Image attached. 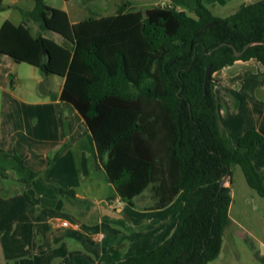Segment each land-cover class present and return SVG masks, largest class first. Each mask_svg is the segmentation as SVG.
<instances>
[{
    "label": "trees",
    "instance_id": "16d2710c",
    "mask_svg": "<svg viewBox=\"0 0 264 264\" xmlns=\"http://www.w3.org/2000/svg\"><path fill=\"white\" fill-rule=\"evenodd\" d=\"M33 2L32 9L21 10V23H1L0 54L37 67L45 77H63L54 99L71 105L85 122L120 201L133 206L149 189L150 208L180 207L169 238L111 264H208L217 258L231 203V184L220 188L222 177L238 165L264 197V171L252 163L264 127L247 130L233 145L219 126L215 80L211 76L204 91V73L208 65L214 72L250 58L264 65V43L241 56L229 45L206 52L223 42L238 50L264 42V0L242 4L224 18L199 0L194 17L170 5L131 10L125 1L114 14L76 22L44 0ZM30 22L62 41L34 35ZM8 169L24 184L37 174L24 157L0 150V170ZM63 192L76 198L72 190Z\"/></svg>",
    "mask_w": 264,
    "mask_h": 264
},
{
    "label": "rangeland",
    "instance_id": "374dc122",
    "mask_svg": "<svg viewBox=\"0 0 264 264\" xmlns=\"http://www.w3.org/2000/svg\"><path fill=\"white\" fill-rule=\"evenodd\" d=\"M44 1L49 6L65 10L72 22L89 16L114 14L125 1L130 3L132 9L170 5L194 17L197 2ZM199 1L214 15L224 18L234 13L242 4L258 0ZM1 4L4 9L0 11V24L4 20L15 24L22 22L21 10H30L34 6L33 0H2ZM29 25L34 35L40 33L56 42L62 41V37L55 32L41 30L33 22ZM7 77H12L14 82L19 83L13 92L2 94L0 99V150L10 154L15 152L24 157L25 165L37 174L28 184H24L18 180L15 170H0V264H88L90 262H87L86 256L64 251L61 246L50 247L55 240L52 229H56L59 234L71 229L62 226L54 228L53 219L60 218L71 222L70 224H77L80 230L86 228L88 233L102 234L105 238L100 240L107 242L110 238L113 239L111 229L115 230L117 226H122L118 229L124 232L126 241L129 238L128 232L135 229L134 226L131 227L132 221L143 220L144 216L136 217L128 212L131 209L128 204L113 201L116 192L96 159L93 140L81 116L71 105L52 101L60 93L63 77L55 74L45 77L37 67L26 62H13ZM38 77L50 83L49 92L45 95H40L37 91L40 83L37 81ZM76 185L79 186L75 187L79 188L77 190L74 188ZM66 190H72L76 198L63 192ZM230 192L233 196L230 209L232 221L223 232L218 257L208 264H264V197L261 198L247 184L238 165L231 168ZM249 195H253L254 200L248 199L247 206L245 198ZM145 201L148 202L142 196L135 203ZM68 204L74 205L77 213ZM117 205L124 206L125 211L116 212L114 209ZM178 212L174 211L176 223ZM146 215L152 225L149 229L152 242L161 241V244L171 236L176 223L173 225L170 217H166L168 221L164 222L165 219L156 216L158 214ZM130 217L131 220L128 219ZM118 237L117 235L113 242L118 243ZM122 253V250H119L118 255L110 251L118 259Z\"/></svg>",
    "mask_w": 264,
    "mask_h": 264
},
{
    "label": "crops",
    "instance_id": "0c3cea01",
    "mask_svg": "<svg viewBox=\"0 0 264 264\" xmlns=\"http://www.w3.org/2000/svg\"><path fill=\"white\" fill-rule=\"evenodd\" d=\"M129 9L136 10V9H132L131 6H129ZM13 62L15 61L10 56L6 54H0V99L2 94L7 95L10 92H13L15 87L19 83V82H14L12 77L10 78L7 77V73L9 69L13 66ZM212 77L215 80L214 93L216 99V110H217L219 126L229 137L233 145L236 144L238 137L241 136L247 130L259 129L261 127H264V65L263 64H261L259 61H257L254 58H250L247 60H236L232 65L214 71L212 73ZM43 79L44 78L42 77H38L37 81H41ZM47 87H49V85ZM48 92L49 90L47 91V93ZM52 101L67 104L63 101H60L58 97ZM95 153H96V148H95ZM252 163L257 171H264V141L258 144V146L256 147L252 155ZM99 165L101 166L100 162ZM109 184L113 187V185L110 182ZM263 185H264V180H263ZM71 187L73 188V186ZM75 187H79V186L76 185L74 186V188ZM77 189L79 188H75V190ZM77 193L78 192H76V195H78ZM142 196L144 199L148 200V202L145 201L142 203H135V200L142 198ZM232 197L233 196L231 194V203L228 210L229 223L226 228L229 227L232 221L230 217ZM245 199L247 201L248 199L254 200V197L253 195H249V197ZM117 200L120 202V198L116 192V196L113 198V201H117ZM247 201L245 205L248 206L249 201L248 202ZM133 203H134L133 206L129 205L131 209H128L129 210L128 212L136 217L138 216H144V217L143 220L137 219L132 221L133 225L131 227L134 226L135 229L131 233L128 232L129 238L126 239V241L124 240V235H123L124 232L118 229L121 228L122 226H117L115 230L111 229L112 230L111 233H113V239L110 238V240H108L107 242H103V240H100V238L103 237L102 234L88 233L85 230L86 228L80 230L78 226L77 227L70 226L67 228H71V229L63 232L64 234H59L55 231L56 229L55 230L52 229V231H54L55 233L54 234L55 240L51 242L50 247L53 248L56 246H61L63 247L64 251L69 250L72 252H77V254L80 255L81 257L86 256L88 258L87 262H90L88 264H100L101 260H102L101 264H111L112 262L122 260L127 256L144 253L145 251L155 247V245L161 242V241L152 242V239L150 238V230H149L152 228V225L149 223L148 221L149 217H147L148 215L146 214H158L156 216H160L161 218L165 219L164 222L168 221L170 217L171 223H173L174 225V223H176V217H174L175 216L174 211L178 212L180 207L176 206L174 203H171L168 206L160 209L150 208L153 204V195L149 189L145 190L142 194L135 197ZM65 208L69 210L67 206H65ZM71 210L77 213L74 205H72ZM114 210L118 213H123L125 211V208L122 205H117ZM86 216H88V213ZM166 217H168V219H166ZM128 219L131 220L132 218L130 217ZM53 221H54L53 223L54 228L57 229L61 228L59 227L60 226L59 221H61L60 218H55L53 219ZM117 235L119 236L118 237L119 239L118 240L116 239L118 243H115L113 242V240L114 238L117 237ZM104 238L105 237H103V239ZM119 250H122L123 253L121 254L122 256H119L120 258L118 259V256L116 258V256H114L113 254L118 255ZM110 251L113 253L112 255L110 254Z\"/></svg>",
    "mask_w": 264,
    "mask_h": 264
},
{
    "label": "water",
    "instance_id": "95a60500",
    "mask_svg": "<svg viewBox=\"0 0 264 264\" xmlns=\"http://www.w3.org/2000/svg\"><path fill=\"white\" fill-rule=\"evenodd\" d=\"M212 24L213 23L206 24L203 27V29L211 26ZM256 43H264V42H262V41H259V42L258 41H251V42L246 43L242 47V49H240V50L235 48L232 44H228V43L223 42V43H220L219 45L214 46L210 51L206 52V54H211L214 50L218 49L222 45H229L232 48V50H233L234 56H241L251 45L256 44ZM212 73H213V67H212V65H208L206 67L205 73H204V80H203V89H204V91L207 89V84H208V81L210 80V78L212 76ZM48 85H49V81L48 80H46V79L41 80L40 83H39L38 90H37L38 93L40 95H45L47 93V91H48V87H47ZM230 181H231V175L229 173H226L222 177L219 187L222 188V187L230 186Z\"/></svg>",
    "mask_w": 264,
    "mask_h": 264
},
{
    "label": "built area",
    "instance_id": "2783aa9c",
    "mask_svg": "<svg viewBox=\"0 0 264 264\" xmlns=\"http://www.w3.org/2000/svg\"><path fill=\"white\" fill-rule=\"evenodd\" d=\"M60 226H62V227H69V226L77 227L78 225L77 224H70V222H68L66 220H61Z\"/></svg>",
    "mask_w": 264,
    "mask_h": 264
}]
</instances>
